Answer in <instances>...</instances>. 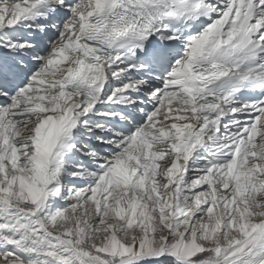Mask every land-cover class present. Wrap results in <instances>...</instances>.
Listing matches in <instances>:
<instances>
[{"label": "snow or ice", "instance_id": "6c2138e0", "mask_svg": "<svg viewBox=\"0 0 264 264\" xmlns=\"http://www.w3.org/2000/svg\"><path fill=\"white\" fill-rule=\"evenodd\" d=\"M0 264H264V0H0Z\"/></svg>", "mask_w": 264, "mask_h": 264}]
</instances>
